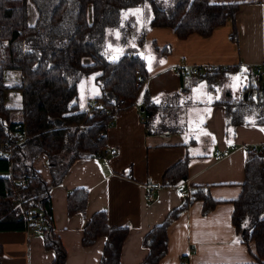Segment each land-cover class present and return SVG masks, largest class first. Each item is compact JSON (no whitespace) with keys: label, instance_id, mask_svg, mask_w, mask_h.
<instances>
[{"label":"trees","instance_id":"obj_1","mask_svg":"<svg viewBox=\"0 0 264 264\" xmlns=\"http://www.w3.org/2000/svg\"><path fill=\"white\" fill-rule=\"evenodd\" d=\"M162 1H167L164 4ZM150 3L153 9L151 28H171L177 38L192 34L209 37L233 22L230 39L238 43L235 14L237 3H214L211 0H0V147L21 138L8 156L0 158V231H26L27 212L42 222L36 232L42 234L45 248L55 252L53 264H65L67 251L56 233L51 203V189L62 183L72 164L81 158L100 157L107 149L109 123L122 109L133 104L149 78L146 60L136 53H126L109 60L103 52L107 29L116 28L125 9ZM36 10L30 21L28 5ZM156 49H159L155 45ZM169 53L170 47L161 49ZM89 58L90 63H85ZM20 73V82L6 83V72ZM238 66L215 67L197 75L213 87L219 80L229 81ZM92 74L100 85V95L88 108L78 100L79 82ZM250 80L234 97L229 89L225 99L217 101L226 109L227 127L255 124L264 127V77L250 70ZM215 87V86H214ZM19 90L22 119H11L15 106H8V89ZM162 110L149 97L144 112L151 120ZM20 124L24 128L16 130ZM149 130L175 132L177 127L159 124ZM167 129V130H166ZM45 155L52 175L48 183L34 167L35 160ZM191 157L186 156L168 168L161 186L173 187L189 177ZM191 197L172 210L166 219L144 237L148 254L142 264H160L168 250V230L195 200L204 201L203 213L215 208L203 186H193ZM18 196L19 199L14 201ZM89 202L87 188L68 193V215L86 216ZM232 224L244 244L254 247L257 264H264V154L247 147L245 181L240 196L233 201ZM128 226L110 224L106 211L94 213L83 229L82 244L93 245L106 238L100 264H122L123 244ZM4 254L0 245V264Z\"/></svg>","mask_w":264,"mask_h":264},{"label":"crops","instance_id":"obj_2","mask_svg":"<svg viewBox=\"0 0 264 264\" xmlns=\"http://www.w3.org/2000/svg\"><path fill=\"white\" fill-rule=\"evenodd\" d=\"M211 2L239 4L235 14L238 43L230 39L232 20L209 37L192 34L179 39L168 27L149 30L154 52L152 60L145 58L149 78L138 99L114 117L108 128L105 155L76 160L62 183L51 189L56 233L67 251L65 264H100L106 238L100 237L91 246L82 244L84 226L98 211L108 213L111 225L129 227L121 263L142 264L148 254L143 246L145 235L190 199L192 187L199 185L207 188L217 204L208 214L203 213L202 200L188 205L169 227L168 250L160 264H182V259L189 264H257L253 245L244 244L232 224V213L233 201L240 196L245 181L246 149L264 145V127H227L226 109L216 104L225 99V92L214 86L204 87L194 75L182 78L172 68L238 66V74L227 81L233 84L240 76L235 92L230 90L234 97L250 80V70L261 67L264 77V0ZM165 47H170L169 53L162 52ZM196 86L201 91L188 95ZM99 95L100 89L92 99ZM147 97L161 105L163 124L169 126L180 120L176 123L178 130H149L147 123L152 127L159 123L141 117ZM113 149L117 153L109 154ZM218 151L221 158H217ZM186 156L191 157L188 179L173 187L161 186L155 198L147 200L146 186L161 184L165 171ZM34 167L45 181H52L45 155L35 160ZM9 175L10 171H0V177ZM75 188L89 190L86 216L68 215L67 196ZM184 190L188 194L185 197L181 195ZM0 245L4 250L1 264H53L55 259V252L45 248L38 232L0 231Z\"/></svg>","mask_w":264,"mask_h":264},{"label":"rangeland","instance_id":"obj_3","mask_svg":"<svg viewBox=\"0 0 264 264\" xmlns=\"http://www.w3.org/2000/svg\"><path fill=\"white\" fill-rule=\"evenodd\" d=\"M164 4H168L167 1H162ZM30 21L34 23L37 17L36 10L32 4L28 5ZM153 18V9L150 3L146 2L136 7H130L123 11L120 24L116 28L107 29L105 34V41L103 45V52L109 60L115 61L118 60L121 56L126 53H136L139 54L144 59L152 60V51L151 41L148 38L151 30L150 22ZM85 63H90V59L86 58ZM238 73L234 74L237 75ZM95 74H92L88 77L82 79L79 83V97L78 100L81 105H84L86 108L89 107V104H93L92 95H95V92L100 89V85L97 81L93 80ZM192 82L195 83V77L192 76ZM239 75L235 78L233 84L227 83V81L219 80L214 84V86L224 93L226 89L234 91L239 86ZM20 82V73L17 71H7L6 72V83L10 87L14 84ZM201 85L204 87H209V83L206 80H200ZM192 84V83H191ZM200 86H196L192 92H189L188 95H196L201 91ZM210 89V88H209ZM225 94V93H224ZM21 95L19 90L8 89L6 92V103L8 106H15L11 112V119L15 121H20L22 119V111L19 109L21 102ZM91 96V97H89ZM161 111L156 114V120L159 124H163V121L160 119ZM180 122L179 119L175 123L169 125L170 127H178L176 124Z\"/></svg>","mask_w":264,"mask_h":264},{"label":"built area","instance_id":"obj_4","mask_svg":"<svg viewBox=\"0 0 264 264\" xmlns=\"http://www.w3.org/2000/svg\"><path fill=\"white\" fill-rule=\"evenodd\" d=\"M177 74H179L182 78H187L189 77L190 75H194V76H197L201 73H206V72H209V71H213L215 69V66L213 65H203V66H194L191 70L188 69L187 66L185 65H177V66H174L172 68ZM257 73L259 74H262V68L261 67H255L254 69ZM142 119L147 121L150 116L148 113H145L143 112L142 115H141ZM109 125H113V120L110 121ZM22 128H24L22 125L18 124L16 126V130H21ZM20 136L18 135V133L15 135V138L12 140V141H5L2 146L0 147V158H4L6 156H8V154L11 153L12 149L20 143L21 141V138H19ZM255 148V152H257L258 154L260 155H263L264 154V145L263 146H256L254 147ZM106 151V150H105ZM105 151L104 153L101 154V156H104L105 155ZM117 153V150L116 149H113L109 152V154H115ZM222 155H221V152L218 151L217 152V158H221ZM11 175V173H10ZM9 175V176H10ZM8 176V177H9ZM161 188V185L159 183H149L147 186H146V190H145V196L147 198V200L151 201L155 198V195L157 193V191ZM181 195L183 197L187 196V191L184 190L181 192ZM17 199H19L18 196H16L14 198V201H16ZM27 232L29 234H34L36 232V228L37 227H40L42 226V222L38 221L34 215H33V212L32 211H29L27 212ZM182 264H189L188 261L186 259H182Z\"/></svg>","mask_w":264,"mask_h":264}]
</instances>
